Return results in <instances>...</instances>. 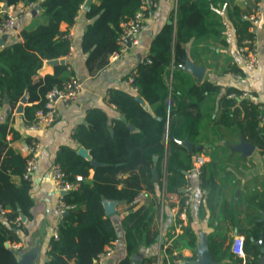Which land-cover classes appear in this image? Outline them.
Instances as JSON below:
<instances>
[{
  "label": "trees",
  "instance_id": "1",
  "mask_svg": "<svg viewBox=\"0 0 264 264\" xmlns=\"http://www.w3.org/2000/svg\"><path fill=\"white\" fill-rule=\"evenodd\" d=\"M84 2L3 1L4 7L19 3L38 5L43 22L28 30L21 29L10 45L0 48V110L5 104L10 109L0 122V210L5 212L3 216L0 213V264H17V251L12 252L5 244L20 242L18 233L23 225L15 226L11 221L21 215L30 219L32 207L31 185L23 179L25 158L6 139L9 131L12 132V140L18 138L11 128L12 112L27 93L22 118L23 122L32 121L35 111L44 106L46 94L62 89L68 81L71 72L67 65L54 66L51 75L37 81L33 77L44 61L58 60L69 53L70 42L60 26H71ZM139 4L140 0H96L85 11L90 23L83 33L80 49L87 56L85 64L89 73L94 75L107 66L109 57L118 49L121 24L135 14ZM199 5L197 1L177 0L175 58L172 59V29L167 26L153 38L148 55L141 60L135 73L129 75L131 85L149 109L141 106L127 91H112L111 103L122 118L109 124L102 111H89L86 124L78 126L72 136L75 145L63 146L57 152L55 163L64 173L65 180L76 182L77 187L63 196L71 208L60 219L57 238L51 236L48 241L44 264H94L97 256L113 245L115 229L104 214L103 200L132 204L121 223L125 232V256L115 263L131 264L140 244L148 246L155 242L159 234L160 194L162 190L167 194L178 192L185 183V173L192 169L194 156L202 153L203 149L198 147L206 140L200 131L206 122L216 127L219 123L232 121L236 115V99L240 95L234 90H228L226 96L219 100L222 111L218 118L213 115L214 110L207 108L205 115L193 116L188 109L199 110L204 102L214 101L220 88L209 83H188V79H182L187 84L185 90L168 84L169 69L183 63L184 49L179 44L186 43L195 31L202 28L204 13ZM248 26L241 17L239 44L250 37ZM169 94L175 100L172 107L167 104ZM247 108L245 117L248 119L242 134L246 140L262 148L261 154H264V121H259L264 112L250 103ZM184 140L191 143L192 151L188 152L180 145ZM202 146L204 148V144ZM80 147L87 150L90 160L77 154ZM210 158V162L199 170L203 188H208L215 177L216 164L211 154ZM92 161L97 164L95 167ZM161 166L164 175L160 172ZM152 169L156 171V178ZM90 170H93L92 179H88ZM205 172L210 174L206 177ZM76 177H81V180L77 182ZM15 178L19 181L16 182ZM140 192L151 195L149 206L134 203ZM186 230L183 229L184 232ZM165 254L167 261L164 264H174L177 256L173 255L171 246L165 249ZM146 263L156 264V257L148 258Z\"/></svg>",
  "mask_w": 264,
  "mask_h": 264
},
{
  "label": "crops",
  "instance_id": "2",
  "mask_svg": "<svg viewBox=\"0 0 264 264\" xmlns=\"http://www.w3.org/2000/svg\"><path fill=\"white\" fill-rule=\"evenodd\" d=\"M3 1L0 3V18L5 8ZM192 1L200 4L204 13L203 25L186 43L179 44V47L184 49L183 63L175 69H169L168 84L185 90L188 79V83L198 85L209 83L220 88L214 101L204 102L199 110L193 107L188 109L193 116L205 115L207 108L214 110L213 115L218 118L222 111L219 100L221 101L230 89L240 95L236 99L237 111L232 121L219 123L216 127L206 122L200 131L201 137L206 141L203 142L204 148L203 144L198 147L203 150L202 153L196 154L194 159L198 155H203L205 158L203 165H206L211 160V154L216 164L215 177L208 188L202 187L199 172L193 169L186 172L185 183L178 188V192H175L178 198L179 194L182 195L185 185L191 186L194 190L193 200L185 215L173 219L169 209L159 208L157 219L159 234L155 242L148 246L140 244L133 256L139 257V264H147L146 260L150 257H156V264H164L167 261L165 249L171 246L173 255L177 256L174 264H204L207 253L210 264H264L262 148L246 140L242 134L248 119L245 117L248 103L256 105L260 112H264V0H214V3L211 0ZM156 2V8L146 18L145 28L139 35L137 46L131 48L118 61H112L110 56L107 66L94 75L88 72L85 64L87 56L80 49L83 33L90 23L85 17L86 10L81 6L71 26L65 24L60 26L62 32H71L72 51L58 60H63V65H67L71 76L81 81L82 89L76 100L67 106L58 105V118L50 127L33 135L40 148L34 179L30 183L31 217L21 218L23 227L18 233L20 242L12 244L16 245V249L13 250L17 251V260L25 254L27 264H44L47 261L48 241L60 222L54 215L58 193L50 181L51 167L61 147L75 145L72 136L78 126L86 124L87 113L91 110H100L105 114L109 124L120 120L121 114L111 103V93L115 90H124L134 95L135 99L140 98L143 103H140L141 106L149 109L137 92L128 89L125 78L127 76L130 78L129 75L135 73L141 60L148 55L153 38L167 26L172 29V59L175 56L177 0ZM95 3L96 0H91L89 5ZM250 10L257 11L260 17L257 29L259 65L255 70L247 69L238 53L239 19ZM31 11L18 19L15 30L0 48L10 45L18 37L21 29L28 30L43 22L40 8L35 14ZM53 71L54 66L44 61L33 80L37 81L45 75H51ZM182 79L186 81L182 82ZM4 101L6 102V99ZM242 101L246 103L240 104ZM19 104L20 100L12 112L11 123V128L18 138L12 140V132L9 131L6 139L10 146L24 157L20 149L26 142L28 134L24 129L23 111L21 114L16 112ZM167 104L170 107L174 106L172 94L168 95ZM26 105L23 106V110ZM9 111V106L5 104L0 110V122L6 118ZM259 121L263 122L264 117ZM242 145L252 147L251 151L245 153ZM85 151L87 157L82 154L80 156L90 160L87 150ZM160 172L164 175L162 166ZM209 174L205 172L206 177ZM92 176L93 170H90L88 179H92ZM117 178L121 179L120 176ZM14 180L19 181L17 178ZM151 202L152 197L147 194L143 204L149 206ZM131 206L132 204L103 200V211L114 226L116 239L112 245L113 255L99 264H115L125 256V232L121 223ZM184 228L187 229L186 232L183 231ZM235 237L243 239V257L234 255L231 250ZM12 245L10 244L9 248H12Z\"/></svg>",
  "mask_w": 264,
  "mask_h": 264
},
{
  "label": "built area",
  "instance_id": "3",
  "mask_svg": "<svg viewBox=\"0 0 264 264\" xmlns=\"http://www.w3.org/2000/svg\"><path fill=\"white\" fill-rule=\"evenodd\" d=\"M156 5V0H140L138 10L135 14L126 22L121 24V31L117 37L118 49L111 55L112 61L120 60L131 48L137 46L139 35L145 28L146 18L156 8ZM33 8V4L25 6L20 3L5 7L2 11V17L0 19V38L4 35L9 36L13 33L18 19ZM242 19L247 21L249 24L248 33L250 34V37L241 40L238 47V53L244 66L247 69L255 70L259 65L257 29L260 17L257 11L250 10L242 16ZM71 36V32H66L65 38L70 42L69 52L72 51ZM131 81V78L127 79L126 83L128 85V89H130L131 92H136V89L131 85ZM81 89V81L73 75L70 76L68 81L64 83L62 89L52 90L46 94L44 106L35 111L34 119L32 121L24 123V129L28 134V142L26 141L20 149L25 158L23 172L24 180L31 183L34 179V173L37 168V155L40 144L33 135L50 127L58 118V105L67 106L70 102L76 100ZM262 159L264 160V154H262ZM204 161L205 158L203 155L196 156L193 161L192 169L199 172ZM80 180L81 177H76L77 182ZM50 181L58 193L54 208V215L57 216L60 221L63 214L71 208L70 205L65 203L63 196L69 191L75 190L77 184L76 182H67L65 180L64 173L56 163H54L51 167ZM181 194L182 195L179 194V197L177 198V194H167L164 190H162L158 200L160 210L165 208L169 209V213L173 219L175 217L184 216L191 201L193 200L194 190L191 186L185 185ZM146 195L147 194L145 192H140L135 197L134 203H143ZM0 213L2 216L5 214L3 210H0ZM11 223L15 226H19L21 224V217L14 219ZM52 237L55 239L57 238V230L53 233ZM242 243V237H235L233 239L231 250L234 255L243 257ZM12 249L15 250L16 245H12ZM113 252V246L107 247L103 253L97 256L94 264H99L110 258L113 255Z\"/></svg>",
  "mask_w": 264,
  "mask_h": 264
},
{
  "label": "water",
  "instance_id": "4",
  "mask_svg": "<svg viewBox=\"0 0 264 264\" xmlns=\"http://www.w3.org/2000/svg\"><path fill=\"white\" fill-rule=\"evenodd\" d=\"M90 2H91V0H87V1H85L84 5H83V8H84L85 10H88V9H89V7H90L89 4H90ZM38 10H39V6H38V5H34V8L32 9L31 13H32V14H35L36 11H38ZM7 38H8L7 35L2 36V37L0 38V45L3 44V43H5V41H6ZM63 63H64L63 60H51V61H47V64H48V65H51V66L63 65ZM136 100H137L139 103H142V101L140 100V98H137ZM26 104H27V93H25V94L23 95V97L20 99V104L17 106V110H16V112L19 113V114H21L22 111H23V106L26 105ZM142 104H143V103H142ZM128 127H129L130 129H132L131 126H128ZM181 145L184 146L185 148H187L188 151H191V145H190V143L187 142L186 140L183 141V142H181ZM241 148L244 150L245 153H248L249 151H251V148H252V147L247 146V145H242ZM85 152H86V151H85L84 149H79V150H78V154H79V155L82 154L83 156L87 157V155H86ZM154 160H156V159L154 158ZM92 165H96V163H95V162H92ZM152 174H153V177L156 178V173H155V170H154V169H153V171H152ZM66 213H67V212H66ZM66 213H64L63 216H65ZM21 218H23L22 215H21ZM5 246H6V247H9L8 244H5ZM10 250H11L12 252H14V250H13L12 248H10ZM206 257H207V259L205 258L204 264H210V259H209L208 253H207V256H206ZM17 264H27V255H25V254L22 255V256L20 257V259L17 260ZM131 264H139V257H137V256H133V257H132V263H131Z\"/></svg>",
  "mask_w": 264,
  "mask_h": 264
}]
</instances>
